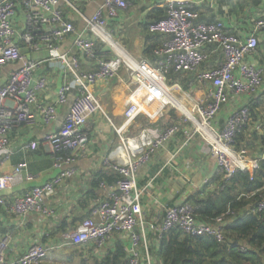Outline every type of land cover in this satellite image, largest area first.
I'll return each mask as SVG.
<instances>
[{
    "label": "built area",
    "instance_id": "built-area-1",
    "mask_svg": "<svg viewBox=\"0 0 264 264\" xmlns=\"http://www.w3.org/2000/svg\"><path fill=\"white\" fill-rule=\"evenodd\" d=\"M137 1L0 0V70L5 65L17 64L8 73L6 82L0 84V164L12 154L10 131L34 123L32 107L37 104L39 93L46 89L45 79L34 78V72L54 60L60 71L72 76L77 83L76 95L62 125L43 138L51 146L53 166L58 171L49 180L32 185L10 201L0 195V206L15 217L47 211L45 198L76 173L77 155L88 143V133L84 130L86 122L96 113H104L92 91L93 86L122 70L127 74L130 90L122 121L115 124L108 119L117 145L102 160L103 167L117 178L112 183L99 181V193L91 199L88 215L62 231L61 239L65 245L92 243L107 249V242L115 233L128 234L130 243L125 247L128 264H154L155 260L159 261L155 253L158 243L169 229L177 227L185 234L211 236L222 242L229 216L228 210L208 221L201 220L186 199L164 206L157 219L145 216L141 207L143 190L137 186V172L149 165L170 140L178 134L184 137L183 143H188L194 136L201 138L206 151L215 158L218 173L224 178L238 171L252 172L258 168L261 154H248L245 148H235V138L238 129L250 123L249 103L264 89V66L248 59L257 51L258 35L264 33V15L257 16L251 29L241 35L228 31L221 17L203 20L199 5L193 0H143L151 2V9L164 11L163 15L145 22L150 35L163 38L152 51L153 62L127 51L113 39L107 27V18L118 19ZM90 3L96 6L90 15H86L81 6ZM207 6L213 8V1L210 0ZM18 10L26 18L24 30L14 24ZM220 11L226 17L231 6L222 4ZM70 14L81 19L84 24L81 30H76ZM44 21L48 27L39 31L35 24ZM68 35H73L76 49L73 56L56 53L47 59H34L20 51V43L32 48L45 45L53 49ZM84 62L90 65V70L85 72L81 70ZM170 70L193 75L194 81L204 89V99L192 103L195 115H186L171 104L170 91L177 85L168 83L166 73ZM69 91L70 85L64 82L56 90L53 102L41 107L44 124L54 120L57 106L66 102ZM238 96L246 100L218 124L215 121L218 113L232 97ZM147 98L156 102L154 113L144 104ZM167 107L175 108L179 116L166 125L153 124ZM141 117L144 119L138 126ZM37 144V141H28L22 148L34 150ZM22 176H29L26 160L16 163L9 172L0 173V193L19 182ZM263 208L264 197L252 205L249 212H259ZM9 241V233H0V264H38L49 250V246L37 241L21 254L8 258L5 251Z\"/></svg>",
    "mask_w": 264,
    "mask_h": 264
},
{
    "label": "crops",
    "instance_id": "crops-1",
    "mask_svg": "<svg viewBox=\"0 0 264 264\" xmlns=\"http://www.w3.org/2000/svg\"><path fill=\"white\" fill-rule=\"evenodd\" d=\"M193 1L199 5L203 20L221 17L228 31L241 35L251 29L253 20L257 16L264 15V0H261V3L254 8L251 7L252 0H212L213 8L207 6L210 0ZM143 3L146 5L145 11L157 9H151V2L143 0L135 2L133 6L138 7ZM222 4H229L232 8L230 13L225 15L226 17L222 16L220 11ZM95 6V3L85 4L81 6V9L86 15H90ZM42 15L48 17V14L42 13ZM127 16L123 13L118 19L107 18V27L109 28L112 24L118 27ZM70 18L76 30H81L84 27L83 22L76 14H70ZM14 24L21 30L26 29V18L21 10L16 12ZM35 25L39 31H44L48 27L46 21L37 22ZM258 38L257 51L248 59L253 64L264 66V33H260ZM19 47L24 55L34 59H47L56 53H65L68 56L76 54V49L73 46V35H68L62 41L57 42L53 49H49L45 45L32 48L25 43H20ZM133 55L141 56L137 51L133 52ZM16 67L17 64L14 63L1 68L0 84L6 82L8 73ZM81 70L83 72L90 70V65L84 62ZM190 76L194 80V76ZM39 77L45 79L46 89L39 93L37 104L32 107L34 123L23 124L10 131L9 143L12 154L8 160L0 164V173H6L21 160H26L28 163L29 176H22L19 182L0 193L7 201L22 194L32 185L49 180L58 171L53 166L51 146L43 138L62 125L76 95L77 83L69 74H63L54 60L51 64H43L34 72V78ZM64 82L70 85L67 100L57 106L54 120L44 124L41 120V107L53 102L56 90ZM129 90L130 83L127 74L122 70L109 80L98 82L93 86L92 91L101 103L104 113L98 112L86 122L84 130L88 133V143L77 155L74 163L76 173L56 186L55 191L45 198L46 212H32L23 217H15L6 208L0 206V233L10 234V241L5 251L8 258L21 254L30 244L37 241L49 246V250L38 264H92L93 260H100L107 253V250L113 251L117 243L128 247L130 243L128 234L123 233H115L108 240L107 249L98 248L92 243L87 244V246L65 245L61 239L62 231H58V226L61 221L67 223L73 221L71 225L73 226L80 221L78 219L80 216L86 217L91 199H93L87 197L86 193L91 189L96 194L95 197L99 193L98 186L91 187L92 181L97 179V175L102 176L107 181V177L111 174V171L102 165L103 158L117 145V137L112 131L108 119L115 124L122 121V113L126 106ZM192 92L193 96L187 97L191 103L201 101L205 97L204 89L198 83L194 88L192 87ZM262 96H264V89L257 95L260 99ZM245 100L246 98L242 96L232 97L218 113L215 121L218 124L222 123ZM165 112L166 110H163V115L153 124H169L170 116L166 115ZM142 119L144 118H138V126L141 125ZM254 125L256 124L254 123ZM32 140L38 142L34 150L22 148L24 143ZM183 142L184 137L182 134H178L153 157L149 165L137 172V186L143 190L141 207L147 218L157 219L164 206H171L184 201L190 188L192 191L208 185V189L212 190L218 185L215 178L220 174L216 168L215 158L206 151L202 139L194 136L188 143ZM254 145L257 148V155H260L258 144L255 143ZM153 177L154 179H152ZM124 250L127 251L126 248ZM81 259L84 261L81 262ZM154 264H160V262L155 260Z\"/></svg>",
    "mask_w": 264,
    "mask_h": 264
},
{
    "label": "trees",
    "instance_id": "trees-1",
    "mask_svg": "<svg viewBox=\"0 0 264 264\" xmlns=\"http://www.w3.org/2000/svg\"><path fill=\"white\" fill-rule=\"evenodd\" d=\"M252 1V8L261 3V0ZM144 5V3L141 4L139 14L144 10ZM147 13L149 19L142 20L144 23L141 25L144 28L140 33L137 32V35L140 34L144 38L142 54L154 62L152 51L162 41L154 43L149 39L150 36L162 37L150 35L145 28V22L163 15L164 11L157 8ZM166 76L168 83L174 84L176 82H172V79L190 75L177 74L170 70ZM184 88L186 89L187 86ZM260 106V97L254 98L249 103L250 123L253 119H257ZM165 114L170 116L168 123H171L178 112L174 108L167 107ZM247 126H241L238 129L235 145L238 148H249L248 143L251 137L256 139L262 156L258 162V168L252 172L238 171L228 178L220 174L215 178L218 181L216 188L209 190L208 185H204L200 189L192 190L186 196V201L193 205L194 214L201 220L208 221L229 210L228 220L224 227L225 240L219 242L211 236H192L185 234L177 227L171 228L162 235L158 243L156 254L160 264H264V208L259 212H249L251 206L264 197V134L258 130L254 131L251 136L248 134ZM254 149L257 150L256 145ZM116 178L117 175L111 173L107 181L112 183ZM101 180H104L103 177L97 175L91 187L98 186ZM95 195L92 189L86 193L89 198H94ZM83 218L84 216H80L78 219ZM72 223L73 221L71 223L61 221L58 231L66 230ZM124 248L122 244L117 243L113 251H107L100 260H93L92 264H128L126 262L128 253ZM83 261L81 259V262Z\"/></svg>",
    "mask_w": 264,
    "mask_h": 264
},
{
    "label": "rangeland",
    "instance_id": "rangeland-1",
    "mask_svg": "<svg viewBox=\"0 0 264 264\" xmlns=\"http://www.w3.org/2000/svg\"><path fill=\"white\" fill-rule=\"evenodd\" d=\"M133 5L129 6V8L126 10V15L128 16L123 20V22H121V24L118 27L117 25L112 24L111 26H109V31L112 32L111 35L113 39L117 40L127 51H129L132 54L133 52L137 51L142 57L147 58V56H144L142 54L144 38L140 36V34L137 35V32L140 33L141 30H143L144 27L141 24L144 22L142 20L147 18L149 19V16L147 15L148 14L147 12L149 11H145L144 9L141 12V14H139L140 6L135 7ZM145 6L146 5H144V7ZM138 15L139 17L137 18ZM127 23L128 25H126ZM149 40L150 42L160 43L162 41V38L150 36ZM172 82L177 83V84L175 83L177 86H175L172 91H175V93L177 92L176 95H178V97L185 95L186 97L190 98V96H193L192 87L194 88L196 83L194 82L191 76L176 77L175 79H172ZM184 86H187V88L185 89ZM260 101H261V106L257 113V117H256L257 119H253L252 122L249 124V126H247V130L249 131L248 134H251V136H253L254 131H258V130H261V133L264 134V96L261 97ZM164 110H166V108H164ZM177 116H179V112L178 114H176V117ZM254 123L256 125H254ZM255 143L258 144V141L251 137V141L249 140L248 143L249 148L247 147H240V148H245L248 154L257 155L256 153L257 150L254 149L255 145H253ZM235 148L238 147L235 145Z\"/></svg>",
    "mask_w": 264,
    "mask_h": 264
},
{
    "label": "bare ground",
    "instance_id": "bare-ground-1",
    "mask_svg": "<svg viewBox=\"0 0 264 264\" xmlns=\"http://www.w3.org/2000/svg\"><path fill=\"white\" fill-rule=\"evenodd\" d=\"M177 93V92H176ZM175 91H170V102L173 106L181 110L186 115H195L194 110L192 108V103L190 102V99H188L185 95L182 97H178L176 95ZM183 94V93H182ZM149 112H155L156 110V102L151 101L150 99H146V102H144Z\"/></svg>",
    "mask_w": 264,
    "mask_h": 264
},
{
    "label": "water",
    "instance_id": "water-1",
    "mask_svg": "<svg viewBox=\"0 0 264 264\" xmlns=\"http://www.w3.org/2000/svg\"><path fill=\"white\" fill-rule=\"evenodd\" d=\"M190 191H191V188H190V189H188L187 193H189ZM173 193H174V191H173Z\"/></svg>",
    "mask_w": 264,
    "mask_h": 264
}]
</instances>
